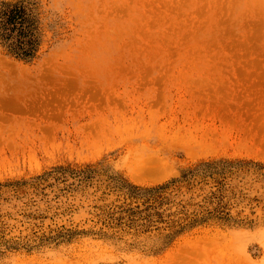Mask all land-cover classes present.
I'll return each mask as SVG.
<instances>
[{
    "label": "rangeland",
    "instance_id": "374dc122",
    "mask_svg": "<svg viewBox=\"0 0 264 264\" xmlns=\"http://www.w3.org/2000/svg\"><path fill=\"white\" fill-rule=\"evenodd\" d=\"M0 264H264V0H0Z\"/></svg>",
    "mask_w": 264,
    "mask_h": 264
},
{
    "label": "trees",
    "instance_id": "16d2710c",
    "mask_svg": "<svg viewBox=\"0 0 264 264\" xmlns=\"http://www.w3.org/2000/svg\"><path fill=\"white\" fill-rule=\"evenodd\" d=\"M16 6H5L0 11V43L10 53L23 59H31L36 52L35 40L27 19Z\"/></svg>",
    "mask_w": 264,
    "mask_h": 264
}]
</instances>
